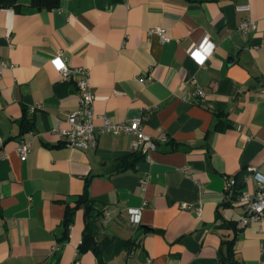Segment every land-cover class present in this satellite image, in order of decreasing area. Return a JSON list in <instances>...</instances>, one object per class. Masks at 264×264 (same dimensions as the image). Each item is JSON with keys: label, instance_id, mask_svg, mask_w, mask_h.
<instances>
[{"label": "crops", "instance_id": "crops-1", "mask_svg": "<svg viewBox=\"0 0 264 264\" xmlns=\"http://www.w3.org/2000/svg\"><path fill=\"white\" fill-rule=\"evenodd\" d=\"M19 1L0 6V264H220L222 240L234 236L216 217L226 181L244 168L264 175V0H61L53 10ZM246 17L253 30L240 28ZM206 37L209 56L193 53ZM59 53L69 78L53 62ZM79 68L97 125L141 117L157 144L124 172L114 164L132 153V134L98 135L86 150L64 144ZM86 192L113 211L97 250L80 245L83 208L62 240L67 206ZM244 212L223 210L241 228L239 264H264V219L244 225Z\"/></svg>", "mask_w": 264, "mask_h": 264}, {"label": "built area", "instance_id": "built-area-1", "mask_svg": "<svg viewBox=\"0 0 264 264\" xmlns=\"http://www.w3.org/2000/svg\"><path fill=\"white\" fill-rule=\"evenodd\" d=\"M239 10H249V5L238 6ZM240 28L245 31H250L255 28L254 21L246 17L242 19ZM152 33H157L160 36L162 42L169 41L167 31L164 27H157L151 30ZM210 43L208 37L204 39L199 45L193 50V53L202 55L203 57L209 56V51L205 49V45ZM53 62L56 66L57 71L63 76L64 79L69 78L73 74V70L63 59V54L59 53ZM58 62V63H57ZM4 66L5 63H2ZM75 72H81L82 78L77 81V86L80 91L79 106L76 110L71 111L66 118L68 128L61 131L64 137V144L69 147H76L82 150L95 148L98 144V135L111 133L119 135L121 133H128L134 135L132 142V151H141L146 155L150 151L157 148L156 142L147 135L142 128L144 118H133L123 122H117L108 116H103V123L97 125L94 121V93L91 89V83L87 72L82 69H74ZM199 94H203L202 90ZM164 138V136H162ZM0 142L2 138L0 137ZM30 143L22 141L17 146L21 158L25 160L30 151ZM247 181L252 179L254 182L252 192H243L236 198L234 195L235 180L229 179L226 181L224 189L225 201H230L234 206L240 205L244 208V214L241 217V223L247 224L250 221L264 219V175L257 171L256 168H248ZM143 189H145L146 179H142ZM187 208H192L191 205H184ZM197 213L201 214L202 209L197 206ZM113 216V211L108 210L105 215L104 222H108ZM140 210L131 211V221L135 224L140 223Z\"/></svg>", "mask_w": 264, "mask_h": 264}, {"label": "trees", "instance_id": "trees-1", "mask_svg": "<svg viewBox=\"0 0 264 264\" xmlns=\"http://www.w3.org/2000/svg\"><path fill=\"white\" fill-rule=\"evenodd\" d=\"M60 4L61 0H30V5L39 10H53L58 8ZM0 6L4 8L13 7L18 10L19 8H21V6H23V4L19 0H0ZM219 124H217L216 128L220 126ZM231 125L232 124H228V126ZM144 157H146L145 153L141 151H132V153H130L129 155L121 157L116 161V163L114 164L113 172H124L129 168L134 167L139 161L144 159ZM247 169L248 168H244L240 173L235 175L233 195L234 198L242 194L247 186ZM233 206L234 205L230 201L224 200V202L221 203L216 210V217L218 219H222L229 228H232L234 230L233 237L223 238L222 240V244L218 251L220 264H239L236 242L241 232V228L238 226L237 221L228 220L223 215V210L225 208ZM79 208H83L85 213V229L80 245L82 247L90 246L92 249L97 250L96 237L98 236L99 230L101 228L100 224H106V222H104V219L107 209L96 200L90 198L87 192L78 197L75 206H67L66 216L63 221L64 235L62 237V240L64 241L69 239L71 225L74 221V215ZM1 210L2 209L0 206V213Z\"/></svg>", "mask_w": 264, "mask_h": 264}, {"label": "water", "instance_id": "water-1", "mask_svg": "<svg viewBox=\"0 0 264 264\" xmlns=\"http://www.w3.org/2000/svg\"><path fill=\"white\" fill-rule=\"evenodd\" d=\"M146 228H148V227H146Z\"/></svg>", "mask_w": 264, "mask_h": 264}, {"label": "snow or ice", "instance_id": "snow-or-ice-1", "mask_svg": "<svg viewBox=\"0 0 264 264\" xmlns=\"http://www.w3.org/2000/svg\"><path fill=\"white\" fill-rule=\"evenodd\" d=\"M58 63V62H57Z\"/></svg>", "mask_w": 264, "mask_h": 264}]
</instances>
